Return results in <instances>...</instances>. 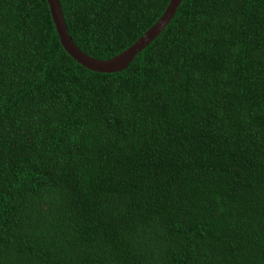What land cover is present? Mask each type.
I'll return each instance as SVG.
<instances>
[{"label": "trees", "instance_id": "trees-1", "mask_svg": "<svg viewBox=\"0 0 264 264\" xmlns=\"http://www.w3.org/2000/svg\"><path fill=\"white\" fill-rule=\"evenodd\" d=\"M0 264H264V0H0Z\"/></svg>", "mask_w": 264, "mask_h": 264}, {"label": "water", "instance_id": "water-1", "mask_svg": "<svg viewBox=\"0 0 264 264\" xmlns=\"http://www.w3.org/2000/svg\"><path fill=\"white\" fill-rule=\"evenodd\" d=\"M182 0H169L160 17L131 45L121 52L106 58H96L82 51L72 40L64 21L59 0H47L60 44L79 64L98 72H115L124 69L146 45H148L167 25Z\"/></svg>", "mask_w": 264, "mask_h": 264}]
</instances>
